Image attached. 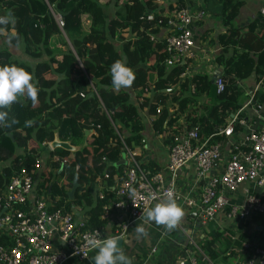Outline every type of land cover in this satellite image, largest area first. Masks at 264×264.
I'll list each match as a JSON object with an SVG mask.
<instances>
[{"label":"trees","instance_id":"1","mask_svg":"<svg viewBox=\"0 0 264 264\" xmlns=\"http://www.w3.org/2000/svg\"><path fill=\"white\" fill-rule=\"evenodd\" d=\"M219 1L222 21L227 25L226 31L219 34V41L232 52L217 56L224 71L217 75L223 87L216 91V84L204 74L181 78L189 63L187 57L168 64L170 54L164 40L150 38L151 34L161 35L167 17L181 7L178 2L165 7L161 0H0V15L13 12L17 18L14 26H0V32H4L6 41L11 33H16L23 50L39 60L29 63L18 59L4 47L0 48V65L17 64L34 72L40 89L38 103L25 99L23 104H13L7 110L9 122L15 119L17 123L10 128L0 127V162H4L0 189L21 168H32L43 142L53 138L55 128L61 138H72L73 143L80 142L88 129V145L82 151L52 150L60 158L67 157L62 165L46 155L36 191L54 199L53 207L69 210L74 204L84 203L88 224L99 227L104 221L100 218L102 202L96 185L106 183V196L116 198L118 182L114 177L122 176L126 165L122 160L123 143L132 149L142 146L144 109L168 144L180 130L182 116L187 124L199 126L201 139L225 126L245 97L238 79L252 70L257 78L264 77V13L237 27L231 21L245 0ZM148 11L153 12V20L145 18ZM158 19L162 22L158 23ZM37 32L39 40L33 37ZM54 35L58 37L49 42ZM118 59L126 61L135 72L133 94L127 89L112 90L110 68ZM204 91L210 101L201 112L198 99ZM222 137L215 134L210 141ZM31 140L33 147H29ZM142 163L151 168L149 162ZM105 173L108 178H104ZM75 175L79 184L70 198L68 190ZM109 184L114 185L113 189ZM213 223L206 225L201 250L210 259L215 258L217 253L211 251V244L228 231L226 248L238 252L246 233L238 227L237 234L230 228L219 230Z\"/></svg>","mask_w":264,"mask_h":264},{"label":"built area","instance_id":"2","mask_svg":"<svg viewBox=\"0 0 264 264\" xmlns=\"http://www.w3.org/2000/svg\"><path fill=\"white\" fill-rule=\"evenodd\" d=\"M205 14L206 10L200 6L192 11L181 6L175 15L167 17L160 36L151 34L152 40H164L165 49L170 54L168 64L179 59L184 61L191 53L194 46L191 24ZM56 18L61 24L60 16ZM145 18L153 20V12H146ZM157 22L161 23L162 19ZM216 83L219 91L223 87L221 77L216 76ZM160 110L161 107L157 113ZM106 113L109 116L108 111ZM242 123L240 110L237 109L225 126L201 139L199 126L189 125L182 119L180 130L168 146L167 163L160 169L146 167L138 158L137 151L123 143L126 165L122 176L116 180V198L106 196V187L101 182L96 185L97 197L102 202L101 219L107 217L110 208L127 211V219L112 234H107L103 225L90 226L89 218L75 219L71 210L53 207L54 199L37 193L36 181L44 164L41 157L36 156L31 169L21 168L0 189V264H63L70 257L87 258L92 250L87 244L91 237H122L127 225L138 219L143 209L169 193L179 198L181 171L188 163H193L198 179L204 183L196 198H185L186 204L193 206L194 229L215 221L220 211H224L226 218L231 220L232 230L237 229L239 222L264 215V127L250 130L241 140L233 143L223 167L220 164L222 139L210 141L215 134L230 136L234 127ZM43 144L48 148L47 154L61 165L67 160V157L60 158L52 153L49 141ZM108 176V173L104 174V178ZM243 184L246 185L243 187L242 202H232L231 194L237 193ZM132 192H135V201L130 196ZM153 196L158 199H152ZM187 240L192 250L186 252L183 246L176 252L175 264H199L193 254V250H199L198 243L191 236ZM57 242L65 248L58 249ZM241 249L245 252L243 264H264L263 242L246 237Z\"/></svg>","mask_w":264,"mask_h":264},{"label":"crops","instance_id":"3","mask_svg":"<svg viewBox=\"0 0 264 264\" xmlns=\"http://www.w3.org/2000/svg\"><path fill=\"white\" fill-rule=\"evenodd\" d=\"M161 2L165 7L169 3L178 2L180 6H186L190 8L191 11L197 6L206 10V14L202 19L194 20L191 24L194 35V46L192 47L191 53L186 56L189 63L180 77H193L197 74H204L207 76V79L216 84V91H218L216 75L223 73L224 66L220 63L217 56L219 54L228 56L232 52L230 47L228 49L224 48L219 41V34L227 29V25L222 21L220 1L161 0ZM260 12L264 13V0H245L231 23L234 26L242 27L253 20ZM238 84L242 87L245 95L240 106L237 108L240 110L243 123L236 125L230 136L222 137L223 157L220 163L221 167H223L224 163L227 161L230 154V147L233 143L241 140L250 130L264 127V77L257 78L255 70H252L248 76L239 78ZM127 90H129L131 94L134 93L132 88H127ZM209 101L207 92L204 91L202 98L198 99V106L201 112H204V107ZM143 114L144 128L141 139L142 146L136 145L134 150L137 151L138 158L141 162H149L151 168L160 169L167 163L169 144L164 141V133L154 128L152 117L146 109L143 110ZM182 119L185 120L184 116L181 117L180 121H182ZM33 146H35L34 143ZM47 152L48 148L43 144L40 154H47ZM116 180L117 175L114 177L115 182H117ZM203 185V180H199L197 177L193 163H188L181 171L179 198H176L186 214L177 229L167 231L163 226H157L155 223H152L150 226L145 225L149 233L148 236L138 240L134 235L135 227L137 224L142 223V221L138 218L127 225L125 233L122 236V247L125 254L133 259V264H175L176 252L180 251L183 246V248H186V250H184L186 252L192 250L187 240L189 236L198 243L199 250H193V254L199 264H243L242 259L245 256V252L241 249V246L238 252H234L231 247L226 248L228 244L226 240L228 231L224 233V235L226 234L225 237L211 244L213 248H211V251L214 250L215 254L217 253L215 258L210 259L204 251L201 250L200 245L202 244L200 241L208 227L204 226L200 229L193 228V206L187 205L185 198H196L200 194ZM245 185L246 184H243L237 193L231 194L230 200L232 202H242L243 187ZM108 187L113 189L114 185L109 184ZM107 197L112 199L110 196ZM158 202L160 201H155L148 208L154 207ZM84 205V203H80L70 207L69 210L74 213L75 219L89 218ZM126 219V210L110 208L107 217L102 219L104 221L103 227L105 232L107 234L114 233L116 229L121 227V223ZM230 223L231 220L226 218L224 211H220L213 226L219 230L231 229ZM258 227H262V229ZM239 228L246 233V237H253L255 240L264 243V215L239 222L238 229ZM230 240H232V238ZM153 247L156 248L155 251L152 250ZM57 248L63 250L65 247L60 242H57ZM95 255L96 250L92 249L87 258L80 259L77 257H70L66 259L63 264H92V258Z\"/></svg>","mask_w":264,"mask_h":264},{"label":"clouds","instance_id":"4","mask_svg":"<svg viewBox=\"0 0 264 264\" xmlns=\"http://www.w3.org/2000/svg\"><path fill=\"white\" fill-rule=\"evenodd\" d=\"M17 18L13 12H7L0 15V26L7 27L15 25ZM13 41L18 46L20 38L16 33H11L7 37V43L11 46ZM112 90L131 88L136 75L134 70L127 65L126 61L116 60L110 68ZM38 81L34 79V72L29 71L23 66L17 64L0 65V127L10 128L17 123L15 119L9 122V112L13 104H23L25 99L31 100L33 104L38 103L39 91ZM135 201V192L130 194ZM152 199H158L153 196ZM185 210L177 202L172 193H169L154 207L142 210L139 220L142 223L135 227V238L142 239L148 236V230L145 225L155 223L157 226H163L167 231L175 230L181 224ZM121 239L117 236H108L105 239H99L96 236L87 240L91 249L96 250V255L92 258V264H133V259L125 254L120 245Z\"/></svg>","mask_w":264,"mask_h":264},{"label":"water","instance_id":"5","mask_svg":"<svg viewBox=\"0 0 264 264\" xmlns=\"http://www.w3.org/2000/svg\"><path fill=\"white\" fill-rule=\"evenodd\" d=\"M231 116H232V114H231ZM89 132H90V130H88V129L85 130L84 136L81 139V141L78 142V143H73L72 142V138H66V139L61 138L59 136L58 128H55L54 129V136L49 141V145H50V147L52 149L62 148V149L67 150L68 152H71V153H74V152H77V151H82L85 148V146L88 145L87 136H88ZM9 134H11V133H9ZM122 160L125 161V153L124 152H122ZM53 182H54V176L51 178L50 183L48 185V192H50V189H51V186H52ZM78 184L79 183H78V180H77V175H75L74 178L72 179V185H71L70 189L68 190V195H69L70 198H73L75 189L78 186ZM258 228L262 229V227H258ZM119 238L121 239V241L119 243L122 246L123 238L122 237H119Z\"/></svg>","mask_w":264,"mask_h":264},{"label":"rangeland","instance_id":"6","mask_svg":"<svg viewBox=\"0 0 264 264\" xmlns=\"http://www.w3.org/2000/svg\"><path fill=\"white\" fill-rule=\"evenodd\" d=\"M2 9H6V6H3ZM108 12L107 13H111L110 9H108L107 7L105 8ZM57 16V15H56ZM4 32H0V48H9V51L12 53V55H14L15 57H17L18 59L21 60H25L29 63H34L37 62L38 59H35L33 57H31L26 51L23 50L22 46L18 45L16 46L15 44H12L11 46L7 43L6 41V37L3 34ZM33 37H35L36 40H39L40 38V32H37L36 34L33 35ZM58 35H54L52 36L50 39H48V41H53L55 38H57ZM39 61V60H38ZM60 64L62 65V63L60 62ZM33 143L34 141H30V147H33ZM46 153H43V155H39L40 157H42V161H44V158H46ZM4 162H0V170L2 168ZM45 167V165H43V168ZM70 185L67 184V188H69Z\"/></svg>","mask_w":264,"mask_h":264}]
</instances>
